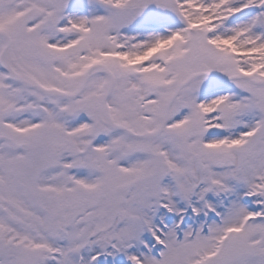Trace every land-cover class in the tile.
Segmentation results:
<instances>
[{
    "label": "snow or ice",
    "instance_id": "obj_1",
    "mask_svg": "<svg viewBox=\"0 0 264 264\" xmlns=\"http://www.w3.org/2000/svg\"><path fill=\"white\" fill-rule=\"evenodd\" d=\"M0 264H264V0H0Z\"/></svg>",
    "mask_w": 264,
    "mask_h": 264
}]
</instances>
